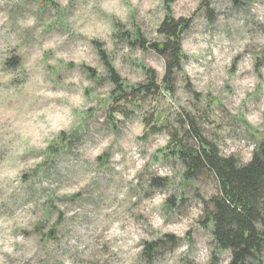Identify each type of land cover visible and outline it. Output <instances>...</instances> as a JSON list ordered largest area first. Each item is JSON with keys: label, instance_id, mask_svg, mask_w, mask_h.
Masks as SVG:
<instances>
[{"label": "clouds", "instance_id": "9594fccd", "mask_svg": "<svg viewBox=\"0 0 264 264\" xmlns=\"http://www.w3.org/2000/svg\"><path fill=\"white\" fill-rule=\"evenodd\" d=\"M0 264H264V0H0Z\"/></svg>", "mask_w": 264, "mask_h": 264}]
</instances>
